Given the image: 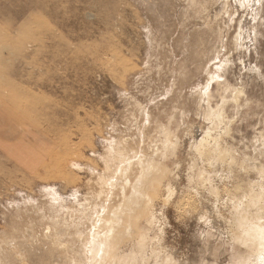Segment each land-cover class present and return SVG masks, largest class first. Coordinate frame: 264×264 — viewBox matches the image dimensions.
Masks as SVG:
<instances>
[{
    "label": "rangeland",
    "instance_id": "374dc122",
    "mask_svg": "<svg viewBox=\"0 0 264 264\" xmlns=\"http://www.w3.org/2000/svg\"><path fill=\"white\" fill-rule=\"evenodd\" d=\"M0 264H264V0H0Z\"/></svg>",
    "mask_w": 264,
    "mask_h": 264
},
{
    "label": "bare ground",
    "instance_id": "6f19581e",
    "mask_svg": "<svg viewBox=\"0 0 264 264\" xmlns=\"http://www.w3.org/2000/svg\"><path fill=\"white\" fill-rule=\"evenodd\" d=\"M255 232H256V230H255ZM252 233H254V232H252Z\"/></svg>",
    "mask_w": 264,
    "mask_h": 264
}]
</instances>
